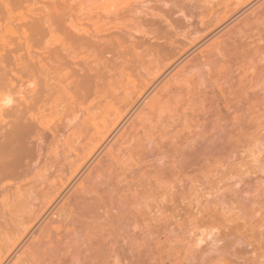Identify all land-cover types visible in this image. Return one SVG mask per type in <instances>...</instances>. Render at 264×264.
<instances>
[{"label": "bare ground", "instance_id": "1", "mask_svg": "<svg viewBox=\"0 0 264 264\" xmlns=\"http://www.w3.org/2000/svg\"><path fill=\"white\" fill-rule=\"evenodd\" d=\"M112 1L58 16L112 83L0 113V264H150L173 236L178 264H264V0Z\"/></svg>", "mask_w": 264, "mask_h": 264}, {"label": "rangeland", "instance_id": "2", "mask_svg": "<svg viewBox=\"0 0 264 264\" xmlns=\"http://www.w3.org/2000/svg\"><path fill=\"white\" fill-rule=\"evenodd\" d=\"M8 1H10V2H8ZM27 1H28V3H27ZM27 1L22 2V4H21L17 0H14V1L13 0H6V1L5 0H1V3H0V13H2V14H0V25H1L0 26V28H1L0 29V34H1V38L3 37L2 38V42H0V113L3 112L2 113L3 115L6 113V112L4 113V111H6L7 109H11V108L17 112L16 105H18L19 106L18 108L21 109V111H23L22 108H20L21 104L22 105H28L31 102H32V104H34L32 100L37 102V101H39V99H45V98L46 99L50 98L49 101L51 100L52 103L54 102V105L56 103H59V104L55 105V106L58 107V109L59 108L66 109L67 108L66 105H67L68 101H70V99H71L70 97L72 95H75V94L78 95V93H79L78 89L80 88V86L86 87V88L83 87V89L81 91L87 92V91H92L96 87L95 85H98V84L95 83L96 81L99 82V81H101L103 79V81H101V82H106L105 80H107V79H104V78L105 77L108 78V76H106V75L110 74L109 72L107 73V70H109L111 68V65L113 64V61L110 59V55H108V54L106 55L105 54V55H103L105 57L102 58V56H100V55H97V54L95 55L92 52L91 49H88V50H85L87 48H85V49L83 48V50H80L81 48H76V50L74 49V53H77V55L80 54L79 58L80 57H84V58H81L82 60L77 58L75 60L76 62H74V61L72 62L70 58H68V59L65 58L66 52L62 51L64 49H63V47H62L60 42L63 40V35H64L65 31H66V28H68V24L69 23L67 21L66 24H63L62 22H60L58 20V16H60L62 11H65L68 8H70L71 10H74V11H72L73 13H75V14L77 13L76 15H77L78 18L81 17V15L87 9L85 7L86 6L85 4H87V1H85V4H84V0H49V1H44L45 3L42 0L41 1L40 0H27ZM123 1L124 0H121L120 2H118L116 0H113L111 5L113 6V5H117V4H120V3L124 4ZM125 1L130 2L132 0H130V1L125 0ZM15 2H17V3H15ZM115 2H118V3H115ZM6 4H9V5H7L8 6L7 8H6V6H4ZM66 7H67V9H66ZM6 11H9V12L10 11L11 12L15 11L13 14L9 13V16H10L9 20H8V16H5L4 18H2L4 16V14L7 13ZM50 12L51 13L53 12L54 16ZM46 14H48V15H46ZM5 15H8V14H5ZM12 15H14V17H16V15H17L18 18L17 17L14 18ZM38 15L40 17L41 16H43V17L47 16L46 18H44L45 24H43L44 21H42L41 24L36 25L37 27L34 26L33 27L34 29H32V27H30V28L22 27V25H24V23L30 22V20L37 18ZM34 16H35V18H34ZM6 18H7L8 21L6 20ZM4 20H6L7 22L4 21ZM46 20H48V21H46ZM12 21L14 22L13 24H11ZM75 22H79V21L76 20ZM15 23L19 24V25H17V27H15L16 26ZM54 23H56V24H54ZM57 23L58 24L61 23V24H63V26L60 25V27H59ZM5 24H7V25L9 24V25L7 26ZM12 26H13V28H12ZM6 27H8V28H6ZM35 27H36V29H35ZM12 29L15 31V34H14V32L12 34V31H11ZM20 29H23V30H20ZM61 29H64V30H61ZM46 30H48V31H46ZM1 31L2 32L5 31L4 32L5 35L3 33H1ZM8 31H10V32H8ZM18 32H20V33H18ZM22 32H26V34L23 33V34H25V35H23ZM3 35L5 36V38H4ZM6 36H8L10 38H8ZM17 38L18 39H22V40L25 38V39L28 40V43L26 45L24 43H18L16 41ZM10 39H12V40H10ZM3 40H5L6 42H4ZM55 40H56V42H55ZM59 40H60V42H59ZM2 43H6V44H2ZM78 51H82V52L80 53ZM74 53H72V54L74 55ZM56 54L57 55L60 54V57H59V55L56 56ZM91 54H93L95 56H93ZM82 55H86V56H82ZM32 57H33V59H32ZM55 57L57 59H55ZM93 57H95V58H93ZM29 59H31V61ZM58 61L60 62V64L58 63ZM64 63H66V64H64ZM106 64L109 65V66H106ZM41 65H43L45 67V69L43 71L48 69L47 73H44L40 69ZM56 65H58V66H56ZM104 65H105V68H107V67H109V68L102 69V67ZM77 66H79V68ZM92 68L94 70H92ZM95 68L97 70L102 69L103 70V71L101 70L102 73H99L98 71H96ZM21 69H25V70L21 71ZM63 70L66 71V72H64ZM35 71H37V72H35ZM38 71L41 72V73L43 72L44 75H43V73L41 75ZM62 73H64V74H62ZM103 73H105V74H103ZM30 74H32V75H30ZM45 74H48V75H45ZM26 75H28L29 78H26L27 77ZM66 75H67L69 81L70 80L72 81L74 79L73 81L78 83V84H76V83L75 84L78 85L79 88L76 85L74 86V84L71 85L72 83L69 85L70 89L68 87L65 88V86H67L65 84L66 82L62 83L64 85L62 90H61L62 87L59 86L60 88H58V86L57 87L54 86V84L52 82L58 81V80H60L58 78H62L63 76H66ZM101 77H103V78H101ZM98 78H101V80L100 79L98 80ZM123 78H124V80H123ZM47 79H53V80H47ZM133 79H134L133 75L125 74V75H123L121 77L120 80L123 81V82H126V81L129 80L128 82H130V80L133 81ZM24 80H25V82H24ZM46 81H48V83H49V85L46 86V87L49 88L51 85H53L54 87L51 86L53 89L50 90L51 89L50 88L49 90L51 92H53V93L54 92H56V93L53 94V93L47 91L46 87L42 88V90L39 91L41 93H39V92L38 93L31 92V90L36 89V87H38V85L43 84V86H44V83L46 84ZM81 83L84 84V85H82ZM106 83H109V81H107ZM110 83H112V80H110ZM4 84H5V86H4ZM102 84L103 83H100V85H102ZM23 87H24V89H23ZM71 87H74V88L77 87L76 88L77 91H76V89L71 88ZM27 89H29V90H27ZM71 89H74L75 91L74 90L70 91ZM85 89H86V91H85ZM20 90H22V92H19ZM44 90L46 92H43ZM59 90H60V92L58 93ZM12 91H14V93ZM68 92H69V94H67ZM74 92H75V94H74ZM52 95H54V96H52ZM56 95H58V96H56ZM23 96L24 97L27 96V97H26V101L22 103L21 101H23V100H21V98H23ZM43 96H46V97H43ZM91 97H93V96H90V98ZM19 98H20V102L18 100ZM28 98H29V100H27ZM54 99H56V100L59 99V101H53ZM27 101L28 102L30 101V102L27 103ZM17 102H19L21 104H18ZM111 102L112 101H110V103ZM22 107H24V109H25V106H22ZM57 107H54V108L57 109ZM62 109H59V110H62ZM9 111L11 113L15 112V111H11V110H9ZM21 111H18V112L22 113ZM48 111L51 112L50 110H48ZM96 111H98V110H96ZM52 112H53V114L56 113L54 111H52ZM52 112L49 113L51 115H48V114L47 115L49 117H51L53 115ZM2 114H0V121H1V118L3 116ZM14 116L16 117V115L14 113H12V115H10V117H6L5 116L4 119H5L6 122H9V123H10L9 120H11V123H12V122H14V119H15ZM46 118H47V121H49V122L52 121V122H50V124H52V125L55 124V123H53L54 118L52 120H49L48 117H46ZM56 118L57 117H55V121L54 122L58 121ZM58 118H59V116H58ZM2 124L3 123L0 122V136H2L1 134L6 131V130L5 131L2 130ZM5 128H7V126H5L4 129ZM179 242L180 241L175 239L174 236H173V238L170 237V238L166 239L164 244H163L162 250L160 252L155 253L153 256H151V258L149 259L150 260L149 263L150 264H178V262H179L178 258H180L179 257L180 256L179 255V251L181 250V249L178 250L179 248H181V246H178V245H181ZM248 255L253 260L264 261V242L258 243L257 245L255 244V247H254L253 251H251ZM160 261H162V262H160Z\"/></svg>", "mask_w": 264, "mask_h": 264}]
</instances>
